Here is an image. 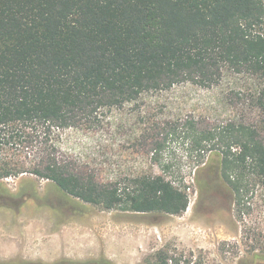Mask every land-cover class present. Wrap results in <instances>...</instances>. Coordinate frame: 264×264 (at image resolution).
<instances>
[{"label": "trees", "instance_id": "trees-1", "mask_svg": "<svg viewBox=\"0 0 264 264\" xmlns=\"http://www.w3.org/2000/svg\"><path fill=\"white\" fill-rule=\"evenodd\" d=\"M181 83L220 91L227 107L216 126L184 120L195 180L210 151L237 202L264 188V0H0V150L24 159L0 162V178L29 173L104 210L180 215L182 181L100 180L61 158L53 134L99 130L105 110Z\"/></svg>", "mask_w": 264, "mask_h": 264}, {"label": "rangeland", "instance_id": "rangeland-1", "mask_svg": "<svg viewBox=\"0 0 264 264\" xmlns=\"http://www.w3.org/2000/svg\"><path fill=\"white\" fill-rule=\"evenodd\" d=\"M226 114L220 91L181 83L105 110L99 130H57L58 155L77 168L121 179L130 190L137 176L164 174L187 186L188 206L180 215L104 210L29 173L3 177L0 264H264V188L242 192L237 202L210 151L204 183L195 180L198 154L184 120L203 129ZM21 156L14 145L0 150V162Z\"/></svg>", "mask_w": 264, "mask_h": 264}, {"label": "crops", "instance_id": "crops-1", "mask_svg": "<svg viewBox=\"0 0 264 264\" xmlns=\"http://www.w3.org/2000/svg\"><path fill=\"white\" fill-rule=\"evenodd\" d=\"M15 255H18L17 253H10L9 256H15Z\"/></svg>", "mask_w": 264, "mask_h": 264}]
</instances>
